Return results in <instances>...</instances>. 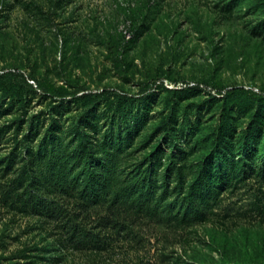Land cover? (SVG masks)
Instances as JSON below:
<instances>
[{
	"label": "rangeland",
	"instance_id": "1",
	"mask_svg": "<svg viewBox=\"0 0 264 264\" xmlns=\"http://www.w3.org/2000/svg\"><path fill=\"white\" fill-rule=\"evenodd\" d=\"M80 117L85 135H123L127 166L175 164L184 187L210 167L205 217L127 218L78 249L61 222L18 209L22 156L51 131L69 140ZM14 155L0 264H264V0H0V160Z\"/></svg>",
	"mask_w": 264,
	"mask_h": 264
},
{
	"label": "trees",
	"instance_id": "2",
	"mask_svg": "<svg viewBox=\"0 0 264 264\" xmlns=\"http://www.w3.org/2000/svg\"><path fill=\"white\" fill-rule=\"evenodd\" d=\"M27 91L35 90L26 84ZM75 133L65 140L51 131L22 156L24 166L16 175L18 209L61 222L62 234L78 249L105 247L106 235L98 227L126 229L125 219L148 216L173 226L193 225L203 219L218 197L210 167L200 168L187 187L177 165L161 170L152 158L127 166L122 155L124 137L113 128L85 135L83 117L75 122ZM83 130V131H82ZM166 146L159 149L164 158ZM17 156L0 160L5 175L15 169ZM6 166H3V165ZM225 176L219 183L223 184ZM78 206L79 211L70 206ZM100 221L89 226L84 217L100 209ZM100 213V211L98 212ZM80 215L84 217H80Z\"/></svg>",
	"mask_w": 264,
	"mask_h": 264
},
{
	"label": "built area",
	"instance_id": "3",
	"mask_svg": "<svg viewBox=\"0 0 264 264\" xmlns=\"http://www.w3.org/2000/svg\"><path fill=\"white\" fill-rule=\"evenodd\" d=\"M32 82H34V80Z\"/></svg>",
	"mask_w": 264,
	"mask_h": 264
}]
</instances>
